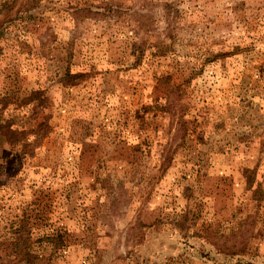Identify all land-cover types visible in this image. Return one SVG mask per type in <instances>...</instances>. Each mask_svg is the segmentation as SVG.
<instances>
[{"label":"rangeland","instance_id":"obj_1","mask_svg":"<svg viewBox=\"0 0 264 264\" xmlns=\"http://www.w3.org/2000/svg\"><path fill=\"white\" fill-rule=\"evenodd\" d=\"M4 119L0 264H264V0H0Z\"/></svg>","mask_w":264,"mask_h":264},{"label":"trees","instance_id":"obj_2","mask_svg":"<svg viewBox=\"0 0 264 264\" xmlns=\"http://www.w3.org/2000/svg\"><path fill=\"white\" fill-rule=\"evenodd\" d=\"M78 74H80V73H76L75 76H77ZM68 75H71L73 77V75L70 72L68 73ZM45 99H43V101ZM2 127H5L8 129V131L10 132L9 135H10L11 140H13V138L16 134H21V133L23 134V133L27 132L26 127H24V126L22 127V125H20V123H15L13 120H10V119H4V121L0 120V129Z\"/></svg>","mask_w":264,"mask_h":264}]
</instances>
